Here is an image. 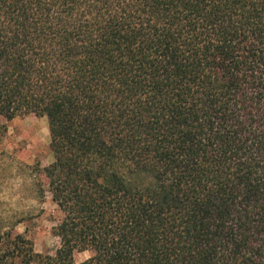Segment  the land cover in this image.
Listing matches in <instances>:
<instances>
[{"label":"trees","instance_id":"trees-1","mask_svg":"<svg viewBox=\"0 0 264 264\" xmlns=\"http://www.w3.org/2000/svg\"><path fill=\"white\" fill-rule=\"evenodd\" d=\"M30 114L61 219L21 264H264V0H0V117Z\"/></svg>","mask_w":264,"mask_h":264},{"label":"rangeland","instance_id":"rangeland-1","mask_svg":"<svg viewBox=\"0 0 264 264\" xmlns=\"http://www.w3.org/2000/svg\"><path fill=\"white\" fill-rule=\"evenodd\" d=\"M51 161L44 117H0V264H21L11 241L15 234L29 240L36 253L53 254L59 246L52 228L61 214L46 187L42 199L37 198L35 184V167ZM90 255L74 252L73 261L79 264Z\"/></svg>","mask_w":264,"mask_h":264}]
</instances>
